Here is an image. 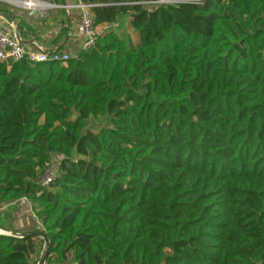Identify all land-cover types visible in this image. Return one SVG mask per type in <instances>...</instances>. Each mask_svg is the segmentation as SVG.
<instances>
[{
  "label": "trees",
  "instance_id": "1",
  "mask_svg": "<svg viewBox=\"0 0 264 264\" xmlns=\"http://www.w3.org/2000/svg\"><path fill=\"white\" fill-rule=\"evenodd\" d=\"M147 1L80 0L66 64L0 59V207L30 203L45 264H264V0ZM38 240L0 234V264Z\"/></svg>",
  "mask_w": 264,
  "mask_h": 264
},
{
  "label": "crops",
  "instance_id": "2",
  "mask_svg": "<svg viewBox=\"0 0 264 264\" xmlns=\"http://www.w3.org/2000/svg\"><path fill=\"white\" fill-rule=\"evenodd\" d=\"M66 2L68 6L56 8L57 10L54 13L62 14L67 18L69 27L67 37L60 36L61 26L58 21L56 22L53 19L52 21L50 19L43 21L39 17L29 16L25 10L16 9L4 2L2 3L10 9H7L6 6V9L0 8V25L12 27L20 34L24 33L25 36L23 37L22 34L21 36L28 50L33 49L36 46L34 44L41 45L46 50L58 48L62 45V51L76 55L84 47V37L81 33L82 9L78 6L80 0H66ZM54 13H52L53 16ZM5 212L10 215L7 220L2 219ZM0 222L7 224V228L18 234L33 232L39 226L30 203L23 200L0 207Z\"/></svg>",
  "mask_w": 264,
  "mask_h": 264
},
{
  "label": "built area",
  "instance_id": "3",
  "mask_svg": "<svg viewBox=\"0 0 264 264\" xmlns=\"http://www.w3.org/2000/svg\"><path fill=\"white\" fill-rule=\"evenodd\" d=\"M19 10H25L29 16L46 18L50 10L60 8L63 5H57L50 0H0ZM181 0H150L146 3L151 6L162 4L179 3ZM68 6V5H67ZM82 9L81 15V33L84 37V47L91 45L96 38V30L93 27L92 4L81 3L78 5ZM33 49L28 50L24 45L21 34L12 27L0 25V59L12 58L19 60L27 58L30 62H55L65 63L71 57V54L56 49L46 50L41 45L34 44ZM57 177V170L51 166L45 170L41 177L44 185L51 184ZM26 201V199H22Z\"/></svg>",
  "mask_w": 264,
  "mask_h": 264
},
{
  "label": "water",
  "instance_id": "4",
  "mask_svg": "<svg viewBox=\"0 0 264 264\" xmlns=\"http://www.w3.org/2000/svg\"><path fill=\"white\" fill-rule=\"evenodd\" d=\"M67 2L66 0H63V6H67ZM0 230L4 231V232H1L0 231V234H4V235H15V236H19V237H24V236H27V235H32V236H37V237H41L44 239V249L42 250L41 252V255H40V258L37 262V264H45V261H46V257H47V254H48V249H49V239H48V236L46 234V232L44 231H34V232H31V233H27V234H18L16 233L15 231H12V230H9V229H5V228H0Z\"/></svg>",
  "mask_w": 264,
  "mask_h": 264
},
{
  "label": "rangeland",
  "instance_id": "5",
  "mask_svg": "<svg viewBox=\"0 0 264 264\" xmlns=\"http://www.w3.org/2000/svg\"><path fill=\"white\" fill-rule=\"evenodd\" d=\"M3 8V6H0V8ZM7 7V6H6ZM7 9H10V7H7ZM57 9H52V10H50V15H49V18L48 19H50L51 21H52V19L54 20V21H56L57 22V19H59V17H62L63 15L62 14H56V13H54V11H56ZM52 13H54V16L52 15ZM56 15V16H55ZM41 19V18H40ZM41 20H43V21H46V19H41ZM45 23V22H44ZM99 30H101V29H99ZM34 63H36V62H34ZM100 122H104V120H102V121H100ZM61 158H62V155H56V156H54L53 157V159H52V163H51V168L53 169V170H57V167H58V165H59V162H60V160H61ZM43 175V174H42ZM42 177V176H41ZM7 216V215H6ZM6 216L4 215L2 218H6ZM8 217H10V216H8ZM40 238L41 237H39V240H38V242H40ZM41 245V244H40ZM41 248H42V250L44 249V244L41 246Z\"/></svg>",
  "mask_w": 264,
  "mask_h": 264
},
{
  "label": "bare ground",
  "instance_id": "6",
  "mask_svg": "<svg viewBox=\"0 0 264 264\" xmlns=\"http://www.w3.org/2000/svg\"><path fill=\"white\" fill-rule=\"evenodd\" d=\"M1 232H4V231H2V230H0Z\"/></svg>",
  "mask_w": 264,
  "mask_h": 264
}]
</instances>
